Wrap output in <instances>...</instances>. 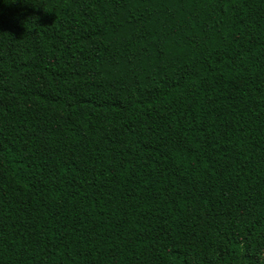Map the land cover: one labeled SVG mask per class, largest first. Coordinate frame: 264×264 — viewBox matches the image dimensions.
I'll list each match as a JSON object with an SVG mask.
<instances>
[{"label": "trees", "instance_id": "trees-1", "mask_svg": "<svg viewBox=\"0 0 264 264\" xmlns=\"http://www.w3.org/2000/svg\"><path fill=\"white\" fill-rule=\"evenodd\" d=\"M0 264H264V0H0Z\"/></svg>", "mask_w": 264, "mask_h": 264}]
</instances>
